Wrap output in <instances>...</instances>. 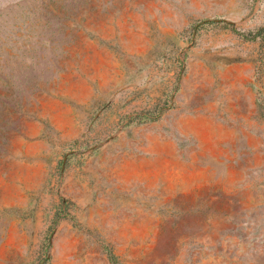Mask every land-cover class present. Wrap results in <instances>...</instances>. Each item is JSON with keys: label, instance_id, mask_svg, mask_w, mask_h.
<instances>
[{"label": "rangeland", "instance_id": "obj_1", "mask_svg": "<svg viewBox=\"0 0 264 264\" xmlns=\"http://www.w3.org/2000/svg\"><path fill=\"white\" fill-rule=\"evenodd\" d=\"M262 29L264 0H0V264H264Z\"/></svg>", "mask_w": 264, "mask_h": 264}, {"label": "trees", "instance_id": "obj_2", "mask_svg": "<svg viewBox=\"0 0 264 264\" xmlns=\"http://www.w3.org/2000/svg\"><path fill=\"white\" fill-rule=\"evenodd\" d=\"M262 30H264V29H262ZM255 35H256V34H255ZM254 37H256V36H254ZM254 37H253V38H254Z\"/></svg>", "mask_w": 264, "mask_h": 264}]
</instances>
